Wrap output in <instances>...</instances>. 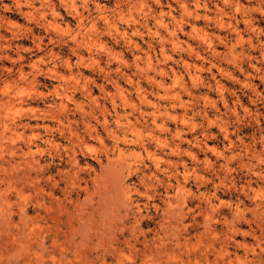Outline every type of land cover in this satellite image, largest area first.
Instances as JSON below:
<instances>
[{
  "label": "rangeland",
  "instance_id": "rangeland-1",
  "mask_svg": "<svg viewBox=\"0 0 264 264\" xmlns=\"http://www.w3.org/2000/svg\"><path fill=\"white\" fill-rule=\"evenodd\" d=\"M0 264H264V0H0Z\"/></svg>",
  "mask_w": 264,
  "mask_h": 264
},
{
  "label": "bare ground",
  "instance_id": "bare-ground-1",
  "mask_svg": "<svg viewBox=\"0 0 264 264\" xmlns=\"http://www.w3.org/2000/svg\"><path fill=\"white\" fill-rule=\"evenodd\" d=\"M184 5H185V3H184ZM199 4H197V6H198ZM182 6H183V4H182ZM218 6V5H217ZM183 8H184V10H185V6H183ZM188 10V9H187ZM192 10V9H191ZM190 10V11H191ZM162 11V10H161ZM199 12V11H198ZM186 13V12H185ZM191 13V12H190ZM189 13V14H190ZM193 13V12H192ZM172 14V13H171ZM221 14H223V13H221ZM218 15V14H217ZM163 15H160L159 16V19H158V23L159 24H162V25H165V26H167V23H165V20H164V18L162 17ZM80 18V17H79ZM105 18V20L107 21V22H109V19H108V17H104ZM174 18V17H173ZM197 18V17H196ZM223 17H220L219 18V22L222 24L223 22V19H222ZM156 19V18H155ZM175 21H176V19H175ZM174 21V22H175ZM178 23V22H177ZM180 23V22H179ZM178 23V24H179ZM232 23V22H231ZM230 23V24H231ZM224 24V23H223ZM229 24V23H228ZM114 27H115V30L117 31L118 30V27L116 26V25H114ZM166 28H168V26L166 27ZM236 28V27H235ZM193 30L195 31V30H197L196 28H194L193 27ZM236 30V29H235ZM118 32V31H117ZM123 34H125V32L123 33ZM171 35H172V37H175V32L174 31H172L171 33H170ZM203 35V34H202ZM208 35V34H207ZM196 36V35H195ZM204 36V35H203ZM202 37V36H201ZM208 37V36H207ZM210 38V37H209ZM175 39V38H174ZM173 38H172V40H173V44L175 45V44H177V40H174ZM210 40V39H209ZM210 41H212V40H210ZM206 42V41H205ZM207 44H209V43H207ZM206 44V45H207ZM212 46V45H211ZM210 49V48H209ZM165 54V53H164ZM198 57H199V55H197ZM68 60V59H67ZM68 62L69 61H67V64H68ZM187 62V61H186ZM186 62H185V64H186ZM189 64V63H188ZM69 65V64H68ZM188 66V65H187ZM202 68V67H201ZM23 74V73H22ZM198 76V75H197ZM194 78H196V77H194ZM193 78V79H194ZM176 81V80H175ZM201 81V80H200ZM164 84H162V86H163ZM139 92V91H138ZM144 92V91H143ZM166 92V91H165ZM144 95V94H143ZM177 95V94H176ZM145 97V96H144ZM179 97V96H178ZM142 100V99H141ZM148 103H149V101H147ZM154 103V102H153ZM159 110V109H158ZM156 111L154 110L153 111V113H152V116H153V120H154V122H156V118H157V115H156V113H155ZM167 112V111H166ZM163 114V113H162ZM168 114V113H167ZM141 115V114H140ZM170 115V114H169ZM171 116V115H170ZM128 119V118H127ZM128 124H130V122H129V119H128ZM127 124V126L129 127L130 125H128ZM134 128V127H133ZM168 128V127H167ZM159 142H160V140H159ZM141 143V142H140ZM122 150L123 149H118V153H119V155H121V156H123V153H122ZM183 188V187H182ZM260 190V189H259ZM257 194V193H256Z\"/></svg>",
  "mask_w": 264,
  "mask_h": 264
}]
</instances>
